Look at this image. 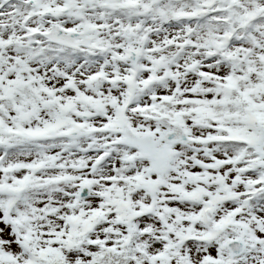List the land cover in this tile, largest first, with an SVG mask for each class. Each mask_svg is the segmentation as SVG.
<instances>
[{"label": "snow or ice", "instance_id": "1", "mask_svg": "<svg viewBox=\"0 0 264 264\" xmlns=\"http://www.w3.org/2000/svg\"><path fill=\"white\" fill-rule=\"evenodd\" d=\"M0 264H264V0H0Z\"/></svg>", "mask_w": 264, "mask_h": 264}]
</instances>
